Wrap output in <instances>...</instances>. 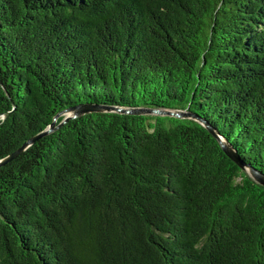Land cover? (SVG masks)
<instances>
[{
	"label": "trees",
	"instance_id": "16d2710c",
	"mask_svg": "<svg viewBox=\"0 0 264 264\" xmlns=\"http://www.w3.org/2000/svg\"><path fill=\"white\" fill-rule=\"evenodd\" d=\"M82 103L264 174V0H0V158ZM0 264H264V187L89 112L0 165Z\"/></svg>",
	"mask_w": 264,
	"mask_h": 264
},
{
	"label": "water",
	"instance_id": "95a60500",
	"mask_svg": "<svg viewBox=\"0 0 264 264\" xmlns=\"http://www.w3.org/2000/svg\"><path fill=\"white\" fill-rule=\"evenodd\" d=\"M89 112H117V113H126V114H158V115H172L176 117H190L193 120L200 123L202 126L206 128V130L217 140L219 146L221 147L224 154L241 170L246 172L248 176L256 183L262 185L264 187V174L257 170L256 168L246 164L237 152L233 149L231 144L221 137L209 124L207 121L202 119L201 117L191 113V112H183L180 110H163V109H148V108H130V107H122V106H112L100 103H82L79 105H75L71 108L64 109L63 111L57 113L52 122L42 131L38 132L34 136L30 137L26 142H24L21 146L16 148L13 152L6 155L3 158H0V165L5 163L6 161L15 157L18 153L24 150L27 146L33 143L37 138L45 135L56 127L60 126L62 123L66 122L70 118H75L81 116L83 114ZM7 115V112L2 115L1 118H4ZM59 116H63L60 122L56 124V119Z\"/></svg>",
	"mask_w": 264,
	"mask_h": 264
}]
</instances>
